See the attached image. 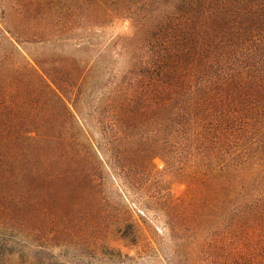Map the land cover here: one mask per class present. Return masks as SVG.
Masks as SVG:
<instances>
[{
	"label": "trees",
	"instance_id": "trees-1",
	"mask_svg": "<svg viewBox=\"0 0 264 264\" xmlns=\"http://www.w3.org/2000/svg\"><path fill=\"white\" fill-rule=\"evenodd\" d=\"M53 1L23 13L51 15ZM71 1L62 31L129 23L131 65L96 111L124 169L146 176L160 159L186 185L161 202L169 264H264V0ZM80 68L66 81L29 64L0 72V264H61L44 257L56 237L96 247L100 229L75 208L100 206L96 158L62 96L82 92Z\"/></svg>",
	"mask_w": 264,
	"mask_h": 264
},
{
	"label": "rangeland",
	"instance_id": "rangeland-1",
	"mask_svg": "<svg viewBox=\"0 0 264 264\" xmlns=\"http://www.w3.org/2000/svg\"><path fill=\"white\" fill-rule=\"evenodd\" d=\"M59 2L53 1L51 15L43 16L39 10L40 16H36L35 6L26 8V15L23 13L24 0H0L3 75L26 64L48 81L51 78L45 72L58 73L64 81L63 77L75 68L81 67L85 72L82 92L66 86L62 96L76 116L75 130L80 135V144L95 155L93 160L98 167L100 206L91 207L88 202L89 207L75 208L84 213L83 222L90 226L89 231L98 228L101 232L96 247L88 238L62 241L56 237L52 242L54 247L48 248L44 257H55L61 264H169L175 245L163 212L169 207H162L161 202L167 197H181L186 185L168 176L160 159L153 162V173L146 176L124 169L126 163L122 159L118 161L117 154L108 146L111 124L108 118L100 124V114L96 111L102 96L116 88L131 65V55L123 48L131 34L129 23L62 31L57 18ZM76 101L78 111L73 106ZM46 112L52 115L53 109ZM130 141L135 143L136 138Z\"/></svg>",
	"mask_w": 264,
	"mask_h": 264
}]
</instances>
